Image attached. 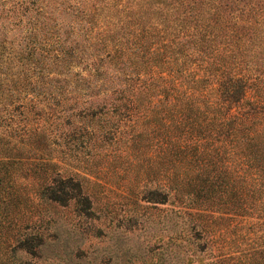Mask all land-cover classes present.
<instances>
[{"label":"trees","instance_id":"obj_1","mask_svg":"<svg viewBox=\"0 0 264 264\" xmlns=\"http://www.w3.org/2000/svg\"><path fill=\"white\" fill-rule=\"evenodd\" d=\"M0 21L7 264H37L44 254L42 225L17 217L23 189L40 201L91 204L78 181L53 169L63 151L52 128L62 121L84 132L119 107L142 108L159 154L175 157L177 183L154 191L157 202L177 197L199 215L210 207L224 216L234 201L239 217L264 214V0L30 1L2 9ZM79 94L97 99L71 101ZM126 120L129 138L141 136L137 117Z\"/></svg>","mask_w":264,"mask_h":264},{"label":"rangeland","instance_id":"obj_2","mask_svg":"<svg viewBox=\"0 0 264 264\" xmlns=\"http://www.w3.org/2000/svg\"><path fill=\"white\" fill-rule=\"evenodd\" d=\"M30 1L53 6L60 0H0V12ZM95 97L79 94L71 101ZM138 103L141 107L144 101ZM116 112H107L102 116L107 119L104 124L84 132L66 128L62 121L52 128L50 139L55 138L63 151L54 152L53 169L78 181L91 204L86 211L81 201L72 199L63 205L40 201L30 188L21 191L18 220L44 229V254L37 264H264V214L239 217L234 201L224 216L210 207L199 215L187 207L186 199L177 197L157 202L154 191L177 183L180 170L175 157L159 154L163 149L142 108L119 107ZM132 115L139 120L136 126L141 134L135 139L129 138L133 129L126 120ZM120 118L122 123L117 124ZM30 179L35 187L38 177ZM183 183L181 191L186 189ZM194 223H201L203 230L197 226L195 232ZM9 235L5 233L0 243V264L8 263L4 251L12 239Z\"/></svg>","mask_w":264,"mask_h":264}]
</instances>
